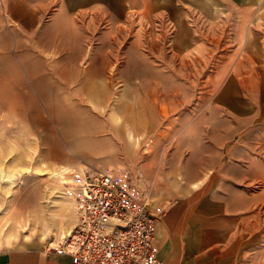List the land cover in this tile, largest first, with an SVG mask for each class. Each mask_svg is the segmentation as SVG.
Instances as JSON below:
<instances>
[{
    "label": "rangeland",
    "instance_id": "obj_1",
    "mask_svg": "<svg viewBox=\"0 0 264 264\" xmlns=\"http://www.w3.org/2000/svg\"><path fill=\"white\" fill-rule=\"evenodd\" d=\"M89 165L264 264V0H0V250L69 230Z\"/></svg>",
    "mask_w": 264,
    "mask_h": 264
},
{
    "label": "built area",
    "instance_id": "obj_2",
    "mask_svg": "<svg viewBox=\"0 0 264 264\" xmlns=\"http://www.w3.org/2000/svg\"><path fill=\"white\" fill-rule=\"evenodd\" d=\"M66 195L74 224L45 251L68 256L71 264H161L157 219L122 172L89 165Z\"/></svg>",
    "mask_w": 264,
    "mask_h": 264
},
{
    "label": "crops",
    "instance_id": "obj_3",
    "mask_svg": "<svg viewBox=\"0 0 264 264\" xmlns=\"http://www.w3.org/2000/svg\"><path fill=\"white\" fill-rule=\"evenodd\" d=\"M176 218L169 214L157 223L154 243L161 264H246L245 251L240 242H247L248 239H243L242 234L239 238L236 232H211L212 224L202 218ZM171 228L175 230L171 232ZM242 258L245 260L242 261ZM0 264L71 262L68 256L49 253L41 247H31L0 250Z\"/></svg>",
    "mask_w": 264,
    "mask_h": 264
}]
</instances>
